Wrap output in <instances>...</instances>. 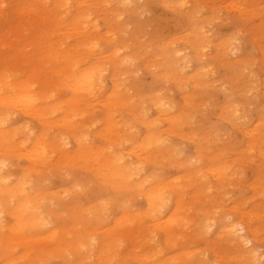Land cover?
<instances>
[{
  "label": "rangeland",
  "instance_id": "1",
  "mask_svg": "<svg viewBox=\"0 0 264 264\" xmlns=\"http://www.w3.org/2000/svg\"><path fill=\"white\" fill-rule=\"evenodd\" d=\"M161 1L95 0L86 9L85 6H73L76 4L73 0L66 5L62 0H0V83L5 79L4 91H11L21 79L37 81L35 76L40 71L48 87L44 103L53 106L48 115L53 122L46 127H41L40 122V127L47 132L48 157L33 164L38 172L28 173L23 172L21 166L31 168L30 162L15 155V150L20 147L16 129L20 131V126L32 122V118L17 111L11 115V106L0 105V115H5L0 121V199L21 179H29V183L24 182L26 192L20 193V197L21 200L28 198L34 211L22 212L17 217L7 209L0 213V264H158L179 252L176 247L163 248L159 255L141 260L142 254L150 255L159 238H163L159 229L156 231L157 235L161 234L158 238L152 236L150 230L133 243L123 240L122 247L117 250V261L112 259L113 248L104 262L97 256H90L86 250L72 252L69 248V245L77 246L79 239L86 241L94 236H105L102 233L113 230L117 221L122 220V228L125 215L141 213L145 209L143 198L134 191H124V186L109 171L110 166L112 169L119 166L114 162L115 157H127L132 144L142 140L145 125L150 118L156 117L151 103L157 97H165L175 107L160 113V118H164L160 127L165 143L160 151L151 150V153L159 151L158 158L155 165L147 163L146 170L141 172L142 178L152 174L150 184L163 181L183 187L179 202L188 207L193 216L211 194L208 184L197 179L193 172L204 164L208 168L224 164L236 169L235 174L232 171L224 181V213L231 216L232 208L237 204L248 216L262 203L264 157L233 126L231 111L239 108L243 116L240 126L251 124L255 116L252 108L260 101L257 93L264 85V52L260 48L264 46V22L257 12L240 14L237 4L262 11L264 0H182L187 3L183 9L176 6L181 0H167V3H174H170L172 7ZM77 13L90 17V22L79 29L71 24ZM46 16L49 17L47 22ZM68 22L71 23L66 30L64 25ZM201 23H207L202 31L210 33H206L204 39L209 47L207 61L212 63L213 74L208 80L209 89L196 92L194 82L184 90L180 87L179 77L167 72L177 69L175 63L181 55H194ZM50 24L54 25L50 27ZM107 29L112 31L107 33ZM88 33L100 35L90 60L85 57L88 44L85 34ZM43 40L53 41L56 53L64 52L62 58L55 57V52L52 59L45 58L47 48ZM226 42L238 46L239 53L222 59L219 52ZM81 45L85 49L79 47ZM78 47L81 49L77 50ZM176 50L181 54H176ZM67 53H74L75 57L78 54L74 60H81L80 68L94 61L108 66L104 85L97 99L92 100L94 107L89 108L80 99L76 101L81 96L68 88L67 77L74 60L65 61ZM38 54L43 57L41 70L36 60ZM123 58L126 59L124 64L115 65ZM254 84L260 85L254 88ZM113 101L114 105L108 104ZM77 106L94 112V119L87 115L76 120L73 115ZM141 106L151 107L148 116H142ZM179 114L184 116L182 125H174L165 119ZM67 117H72V124L81 122L83 134L88 133L89 140L76 141L70 129L65 128L67 124L60 121ZM62 136L69 137L70 145L65 148L54 145L55 138ZM169 147L173 153L178 149L181 153L170 158L164 153ZM88 148L96 150L97 155L87 156ZM190 157L193 162H189ZM175 160L182 165H174ZM108 162L110 164L106 166ZM186 178H191L190 184ZM208 180L214 182L213 176L208 175ZM37 213L42 214V220L48 224L38 223L41 219H36ZM255 219L252 214L251 220ZM143 220V228L151 224L150 220ZM128 226L137 233L142 227L139 223ZM214 238L211 233L209 243L195 237H184V240L190 250L209 247L211 255L215 243L210 240ZM61 240H64V248ZM256 248L263 256L260 261L264 264L263 230L258 233ZM223 250L224 263L236 264L228 243H224Z\"/></svg>",
  "mask_w": 264,
  "mask_h": 264
},
{
  "label": "bare ground",
  "instance_id": "2",
  "mask_svg": "<svg viewBox=\"0 0 264 264\" xmlns=\"http://www.w3.org/2000/svg\"><path fill=\"white\" fill-rule=\"evenodd\" d=\"M71 1V0H70ZM95 0H73L75 2L73 6H85L86 9L90 7L91 4L94 3ZM127 1V2H126ZM131 0H123V2H130ZM164 5L169 4L167 0L161 1ZM169 2V1H168ZM69 0H62V4H68ZM97 2H95L96 4ZM125 4V3H124ZM172 5L174 3H171ZM177 4V5H176ZM175 5L179 7V9H183L185 7V2L179 1ZM234 4V2H233ZM232 4V5H233ZM231 5V4H230ZM236 5V4H235ZM248 5V4H247ZM166 6V7H167ZM175 6V7H176ZM234 6V5H233ZM78 7V6H77ZM232 7V6H231ZM262 7V6H261ZM235 8V7H234ZM262 11H258L256 7H247L246 5L240 6L237 4V9L240 14L247 13H259L260 19L264 22V6L262 7ZM63 9V8H61ZM260 9V8H259ZM58 10V9H57ZM58 12V11H56ZM55 12V13H56ZM239 14V15H240ZM58 15V14H57ZM42 16V15H41ZM66 16V15H65ZM43 17V16H42ZM41 17V19H43ZM59 17V15H58ZM55 17V18H58ZM61 17V14H60ZM59 17V18H60ZM49 19V17H45V19ZM46 20L49 21V20ZM204 19V18H203ZM208 19V18H207ZM38 20V19H37ZM51 20V19H50ZM56 19L55 21H57ZM61 20V19H60ZM205 22L206 18L204 19ZM40 21V20H39ZM43 21V20H42ZM40 21V22H42ZM54 21V19H53ZM44 22V21H43ZM90 22L89 14L85 13H77L74 18H72V23L68 22L64 25V29L67 30V27L71 24L74 25V28L81 27V25L85 24V26ZM51 23V22H50ZM55 23V22H53ZM44 24V23H43ZM57 24V23H56ZM205 25L207 23H204ZM204 24H200L199 35L197 33L196 36V48L194 50V55H181L176 60L177 69L174 72L169 70V75L174 74L175 77H179L180 87L185 90L186 87L189 86L191 82H194V86L196 88V92L200 90L209 89L210 82L208 81L212 76V63L207 61V51L208 45L205 42L206 33L210 34L209 31H202L204 29ZM51 25L54 24H50ZM45 26V25H44ZM76 26V27H75ZM48 25V28H50ZM95 30L97 26L95 25ZM45 29V27H44ZM206 29V28H205ZM64 30V31H66ZM48 31V29H47ZM51 31V30H49ZM48 31V32H49ZM112 30L107 29V33H110ZM207 31V30H206ZM58 32V31H57ZM44 35H46L45 32ZM79 33H81L79 31ZM100 35L97 33H88L85 34L87 38V59L90 60V56L92 55V51L97 48V39ZM43 38V36H42ZM45 39H49L45 37ZM52 39V38H50ZM85 39V38H83ZM40 40H42L40 38ZM38 43L39 40L37 39ZM44 47L45 53L47 54L45 58L51 57L55 52V57L62 58L64 52L60 55V53H56V49H53L54 42H45ZM48 41V40H47ZM86 41V40H85ZM41 42V41H40ZM210 42V41H209ZM36 43V44H35ZM33 44L37 45L35 42ZM41 44V43H40ZM212 44V43H208ZM79 45V44H77ZM39 46V44H38ZM42 47V48H44ZM83 49L84 47L79 46ZM77 48L81 49V48ZM41 48V49H42ZM238 46L233 44L232 42H226L222 44L221 51L219 52L220 58L233 57L238 54ZM264 52V46L260 47ZM82 49V50H83ZM76 50V51H77ZM84 51V50H83ZM82 51V55L84 56ZM36 52V51H35ZM80 52V51H79ZM86 53V51H84ZM238 52V53H237ZM176 54H181L180 51H175ZM77 54V53H76ZM81 53H79L80 55ZM117 54V52H116ZM58 55V56H57ZM39 56V54L37 55ZM78 56V54H77ZM76 56V57H77ZM75 54L67 53L64 55V60H74ZM43 57H37V64H40L39 69L41 70V64L43 63ZM49 59V58H48ZM52 59V57H51ZM50 59V60H51ZM35 60V62H36ZM40 60V62H39ZM50 62V61H49ZM81 60H74L71 66V73L67 77V86L70 90L76 91L78 93L77 100H82L86 103V106L89 108L92 107L93 98L98 97L100 88L103 87L105 77L104 73L108 70V66H104L102 64L96 63V61L89 63L87 66L80 68ZM126 59H120L116 61L115 65L119 66L124 64ZM211 64V65H210ZM175 67V66H174ZM80 68V69H79ZM173 68V66H172ZM37 70V68H36ZM34 73V71L32 72ZM37 81L36 79H29L32 82L20 80L18 83H15L11 88L12 93L9 95L10 90L4 91L6 80H2L0 83V105H9L11 106V115L13 112L17 111L22 113L25 116H29L32 118V122L23 123L20 126V131L16 129V137L19 139L20 149L15 150V155L18 158H21L24 161L30 162V167L21 166V170L24 172L26 170L28 173L38 172L34 167V163L36 161H45L48 157V138L46 137L47 132L43 130L41 127H46L48 123H52L49 119V114H51V109L53 106L46 105L45 94L48 92V87H46V82L42 80V76L37 73ZM196 79V81H195ZM1 81V80H0ZM114 81V80H113ZM114 83V82H113ZM49 84V82H48ZM117 84L116 86H119ZM260 84H254V88H257ZM115 86V87H116ZM4 87V88H3ZM125 86L123 85V88ZM126 89V88H125ZM77 95V94H76ZM257 96L260 97V101L255 103L252 110L255 114L253 116V121L251 124L246 123L245 126H240L242 119V114L239 111V108L232 109V124L236 128H238L243 135L246 137L247 143L254 148L255 151H258L260 156L264 157V85L262 87V91L257 93ZM187 96L184 98L186 102ZM45 101V103H44ZM109 105H114V101L108 103ZM107 104V105H108ZM152 106H154V113L156 117L150 118L148 123L145 125L144 135L142 140H136L135 143L132 144L130 150L128 151L127 157L117 156L114 159V162L119 166L110 169V174L115 176L118 179V183L121 186H124L123 189L126 192L134 191L138 193L144 200L145 209L141 213H132L130 216L124 217L125 221L122 225V220L117 221L114 225V229H107L102 234L105 236H94L88 238L86 241H81L79 239L78 245L74 247V245H69L71 251H79L82 252L86 250L90 256H97V258L104 262L106 260L107 253L113 248V258L115 261L118 260L117 250L119 247H122V241H127L133 243L135 240L142 238L144 233H151L153 231V235L155 238H158L161 234L163 238L156 244L153 248L152 253L150 255L144 253L142 254L141 260H146L151 258L152 255H159L163 248L176 247L178 249V253L172 257H166L163 261L158 264H228L224 263V243H228L230 246V251L232 253V258L236 262V264H262L263 261L260 259L263 257L260 252L257 251L256 241L258 238V233L260 230L264 231V196L262 198V203L259 204L256 211L248 212V216L244 214L242 209L237 207V204L233 206V213L227 215L224 213L223 206V193H224V181L229 176L232 171L235 174L236 169H232L233 166H226L224 164H220L216 167L208 168L206 164L200 167L195 173V177L199 179L201 182H206L208 184L207 189L211 193L210 197L206 200V203L203 205L201 209L193 216L187 210L188 207H184L180 202L179 198L183 192V187L174 186L171 182L158 181L156 183H151L150 181L153 178V175L147 174L144 178H142L141 172L146 170L147 163L155 165V160L158 158V153L161 150V147L165 143V139L161 136V127L160 122L164 120V118H160V115L163 111H170L175 106L171 104L165 97H157V99L152 102ZM96 105V104H95ZM94 107V106H93ZM151 107L149 106H141V114L142 116H148L149 110ZM96 113V112H95ZM161 113V114H160ZM78 114H81L80 117ZM18 115V114H16ZM88 115L89 119H94V112L89 110H82V107H76V114L73 117L82 118ZM5 115H0V121L4 120ZM184 116L179 114L175 117H167L165 118L167 121L173 123L174 125H182L184 124ZM72 117H67L62 119L65 126L70 129V132L75 136L77 142H84L89 140L87 135H84V129L81 127V122L72 124ZM193 118V116H192ZM245 118V117H244ZM246 119V118H245ZM173 121V122H172ZM41 122V127H40ZM250 123V122H249ZM96 136V133L92 134ZM133 135V134H132ZM68 136H62L60 138H55L56 144L54 145H62V148L70 145V141L68 140ZM153 148L159 149L158 152L151 153ZM251 148V149H253ZM77 152V151H76ZM75 152V153H76ZM165 154H168L170 158L175 157L181 153L180 149H178L177 153L172 152V148H166L164 150ZM97 155L96 150L94 151L92 148L87 149V156ZM94 156V157H95ZM192 157H190L189 162L192 161ZM109 162L106 163V166H109ZM150 165V166H152ZM174 165L180 166L182 165L180 162L174 161ZM148 169V168H147ZM208 175L213 176L214 182L208 180ZM6 178V176H5ZM227 180V179H226ZM21 182L12 186L6 194L5 197L0 199V213L4 212V209L10 211L11 214L19 216L22 212L29 211L34 213L32 207H30V200L24 199L21 200L20 193L26 192L24 182L29 183L31 180H20ZM186 182L190 184L191 178H186ZM263 188V187H262ZM260 190V189H259ZM264 190V189H262ZM262 194V192H260ZM59 197V196H58ZM61 197V196H60ZM11 204V205H10ZM190 209V208H189ZM247 213V212H246ZM37 218L41 220L38 223L48 224V221H44L43 215L37 213ZM254 214L256 218L255 221L251 220V215ZM200 215V216H199ZM247 216V217H246ZM253 217V216H252ZM144 218L150 220L151 224L143 228ZM30 221V220H29ZM139 223L142 227L139 229L138 233L133 230V228H129L128 224ZM259 223L260 225H258ZM1 228V227H0ZM11 230V227H8ZM159 229L160 235H157L156 231ZM146 231V232H145ZM214 233V239H211L212 242L214 240L215 246L214 250H210L208 248H203L202 250H190V247H187V241L184 240L188 238H201L202 240L208 241V236ZM87 234V233H86ZM91 234H88L89 236ZM83 237V236H82ZM7 237H5L6 239ZM81 238V237H80ZM8 239V238H7ZM9 243V242H8ZM61 245L64 248V240H61ZM97 245V246H96ZM97 247V249H95ZM187 248V249H186ZM124 253L128 254L129 251H124ZM264 255V254H263ZM262 256V257H261ZM261 257V258H260ZM156 258V257H155ZM120 260V259H119ZM154 260V259H152ZM106 262V261H105Z\"/></svg>",
  "mask_w": 264,
  "mask_h": 264
}]
</instances>
